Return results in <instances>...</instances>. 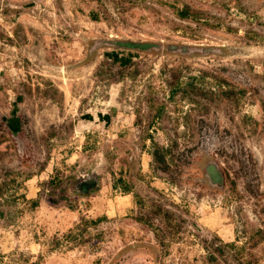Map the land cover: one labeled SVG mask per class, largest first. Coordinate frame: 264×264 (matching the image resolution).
Masks as SVG:
<instances>
[{"label":"rangeland","instance_id":"rangeland-1","mask_svg":"<svg viewBox=\"0 0 264 264\" xmlns=\"http://www.w3.org/2000/svg\"><path fill=\"white\" fill-rule=\"evenodd\" d=\"M13 107L35 157L0 139V264H264V0H0ZM217 127L251 147L253 192L191 178L184 148Z\"/></svg>","mask_w":264,"mask_h":264},{"label":"flooded vegetation","instance_id":"flooded-vegetation-1","mask_svg":"<svg viewBox=\"0 0 264 264\" xmlns=\"http://www.w3.org/2000/svg\"><path fill=\"white\" fill-rule=\"evenodd\" d=\"M102 41L100 39L91 41L83 61L84 63L91 61L95 57L98 46ZM119 42L123 43L126 41H106V47H115L119 45ZM101 47H104V45ZM127 47L128 49L144 50V48L140 47ZM185 50L189 51L190 47ZM194 50L200 53L211 50L215 55L230 51L222 47H210L208 49L199 47L194 48ZM226 75L229 79L235 80L242 85L244 84L250 88L253 86L251 80H248L245 76L242 77L233 72H228ZM252 89L255 90L254 88ZM23 116L24 114L17 107H13L9 111L0 109V134H2L0 139L3 138L2 142L5 141L7 146L11 145L14 150V159L19 166L32 164L35 157L34 143L25 126V117ZM200 122L203 123L202 121ZM194 134L197 138L193 144L187 145L183 151V159L187 165L197 169V173L191 175L193 180L219 193L226 191L230 187H238V185H241L245 190L254 191L258 184V179L251 147L242 145L229 133L227 135V131H220L219 127L213 128L212 131L208 132L205 128L200 130V132L196 129ZM98 179L95 173H84L78 177L73 187L75 191L86 195L98 187Z\"/></svg>","mask_w":264,"mask_h":264},{"label":"trees","instance_id":"trees-1","mask_svg":"<svg viewBox=\"0 0 264 264\" xmlns=\"http://www.w3.org/2000/svg\"><path fill=\"white\" fill-rule=\"evenodd\" d=\"M122 44L125 45V47L127 46L132 47V48L142 47V48H148L150 50L155 49L154 47H157V50H158V49H165L166 47L169 46V45L164 46L162 44H159V43L157 44V43H152V42H140L139 43V42H133V41H128V42L126 41V42H123Z\"/></svg>","mask_w":264,"mask_h":264}]
</instances>
